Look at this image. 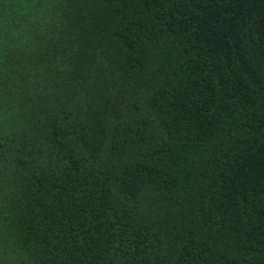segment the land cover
<instances>
[{
  "label": "trees",
  "instance_id": "trees-1",
  "mask_svg": "<svg viewBox=\"0 0 264 264\" xmlns=\"http://www.w3.org/2000/svg\"><path fill=\"white\" fill-rule=\"evenodd\" d=\"M0 264H264V0H0Z\"/></svg>",
  "mask_w": 264,
  "mask_h": 264
}]
</instances>
